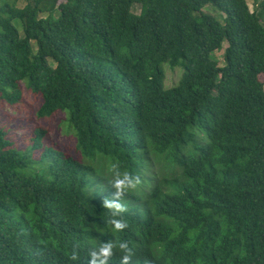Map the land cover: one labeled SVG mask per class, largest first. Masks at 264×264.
<instances>
[{"label":"trees","instance_id":"obj_1","mask_svg":"<svg viewBox=\"0 0 264 264\" xmlns=\"http://www.w3.org/2000/svg\"><path fill=\"white\" fill-rule=\"evenodd\" d=\"M18 1L0 0V102L25 88L38 119L64 114L79 159L0 124V264H90L109 241L108 264L121 242L129 264H264V0ZM164 65L184 70L169 89ZM117 172L139 178L119 231Z\"/></svg>","mask_w":264,"mask_h":264},{"label":"rangeland","instance_id":"obj_2","mask_svg":"<svg viewBox=\"0 0 264 264\" xmlns=\"http://www.w3.org/2000/svg\"><path fill=\"white\" fill-rule=\"evenodd\" d=\"M32 0H19L18 7L24 8L27 3ZM250 10L254 12L257 10V5L254 0H247ZM135 14L141 13V6L136 5L133 8ZM207 14L215 16L221 22H224V16L219 14L218 11L212 7L205 9ZM57 17L58 15L55 14ZM264 23V21H263ZM20 32L22 28L19 24ZM228 47L227 44L224 45V49L217 51L213 54L214 58L219 62L220 66H224V54L225 49ZM49 64L52 68L56 67L54 61L50 60ZM166 81L165 86L167 89L176 86L183 77L184 70L177 68L172 70L169 66H165ZM261 82L264 84V77H261ZM42 104L39 97L31 94L24 88V98L17 107H10L4 105L0 102V124L2 127H6L11 130L10 136L14 139L17 145L21 148H25L30 145L29 139L34 137L33 132L36 128L41 127L48 130V136L45 138V142L55 149L61 151L66 157H73L74 159H79V154L76 151V140L74 135L69 133L67 130V125L65 123V115L62 113H57L53 118L47 120H40L37 117V112ZM37 157L38 154L35 153Z\"/></svg>","mask_w":264,"mask_h":264},{"label":"clouds","instance_id":"obj_3","mask_svg":"<svg viewBox=\"0 0 264 264\" xmlns=\"http://www.w3.org/2000/svg\"><path fill=\"white\" fill-rule=\"evenodd\" d=\"M139 183V178L131 175L128 172H117L115 179L111 181V186L115 189L113 199H106L103 203V207L111 211L113 219L110 223L114 226V230L119 231L127 227V225L121 219H116L125 209L119 202L120 198L126 194L129 189L135 188ZM119 248L125 251L127 254L123 256L122 264H129L131 250L128 248L127 242L119 243ZM113 254V243L111 241L102 243L98 251L91 253L90 264H97V257H101L99 264H108V258Z\"/></svg>","mask_w":264,"mask_h":264}]
</instances>
